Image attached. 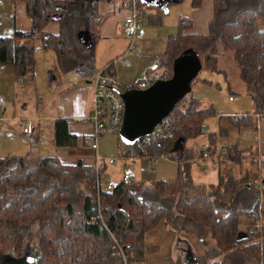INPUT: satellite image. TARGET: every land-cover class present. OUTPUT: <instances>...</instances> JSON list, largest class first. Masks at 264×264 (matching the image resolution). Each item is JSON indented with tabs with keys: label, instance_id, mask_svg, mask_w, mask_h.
Masks as SVG:
<instances>
[{
	"label": "trees",
	"instance_id": "1",
	"mask_svg": "<svg viewBox=\"0 0 264 264\" xmlns=\"http://www.w3.org/2000/svg\"><path fill=\"white\" fill-rule=\"evenodd\" d=\"M98 1L24 0L31 29L0 35V62H12L17 78L32 71L35 57L30 40L36 33L45 47L57 52L63 71L91 61L95 27L102 17ZM199 4L200 0H193L194 6ZM263 17L264 0H213L208 31L186 33L191 21L180 18L177 31L168 38L163 61L173 63L183 50L193 48L209 67L220 50L232 51L241 78L254 91L256 110L264 112V29L259 28ZM50 20L58 21L57 34L43 31ZM162 74L169 77L172 71L163 70ZM187 97L181 105L180 100ZM181 99L166 115L173 134L150 137L146 144L150 154L168 153L178 145L183 151L179 160L191 156L185 141L202 131L203 119L212 113L211 108L200 107L199 99L190 92ZM54 137L57 146L77 143V135L69 130L65 118L54 121ZM134 145L135 141L125 143L126 153ZM231 145L227 144L226 155L238 162L242 154ZM187 165L180 163L171 179L120 181L112 190L99 192L100 217L94 184L96 172L102 173L104 167L97 169L81 160L62 162L50 155L0 156V243L11 239L14 251L20 250L23 232L36 222L38 241L34 248L38 252L33 264H116L108 231L122 237L133 260H138L144 252L145 233L164 220L178 234L192 233L200 240L204 254L199 258L185 244L187 264H245L232 256L243 252L248 264H264V226L257 233L250 227H239L240 215H252L264 206L249 183L259 176L257 167L239 177L220 175L218 184H211L194 182ZM260 250L263 260L258 257ZM216 254L223 259H217ZM3 255L6 253L0 252V257Z\"/></svg>",
	"mask_w": 264,
	"mask_h": 264
},
{
	"label": "crops",
	"instance_id": "2",
	"mask_svg": "<svg viewBox=\"0 0 264 264\" xmlns=\"http://www.w3.org/2000/svg\"><path fill=\"white\" fill-rule=\"evenodd\" d=\"M129 0H99L97 3V11L102 15L101 20L96 25V40L94 44V57L91 61H84L89 66L90 74L100 70L107 63L112 62V67L115 70L116 78L119 82H125L136 75H140L145 67L150 64L156 54H161L163 57L166 52L168 38L171 34L177 31V26L180 18L187 17L191 21V26L184 30L188 33H206L208 31V23L213 14V0H200V4L193 5V0H137V5L141 11V23L144 26V33L136 37L135 42L137 48L134 51H126L129 39L122 33L120 24L124 16L128 12L126 3ZM140 2V4H139ZM10 13L13 14V28L28 31L31 29V18L27 15L24 0H10ZM165 10L160 14L161 10ZM143 11V12H142ZM45 29L50 33L57 34L59 32V23L55 20H50L45 25ZM4 32L0 29V35H10L13 31ZM34 37L40 39V47L43 45V38L37 33ZM104 41V48L107 54L103 57V48L98 50V44ZM45 50L50 47H45ZM53 49V48H52ZM53 63L51 69H48V81L51 86V92L47 95L46 92L35 88L33 75L35 74V64L32 71L20 77L15 76L12 62H0V100L3 103V109L0 111V120L4 123V128L11 126L12 120H23L24 123L28 120L31 122L30 131L24 135H31L35 132V128L39 130V134L32 138L31 143L35 146L27 153L36 155L44 154V147L54 145L57 149V156L60 161L74 163L81 160L86 164H99L95 159V155L99 154V143L97 150L87 147H78V143L83 142L85 145V137L92 130V122L88 115L93 104V86L89 78L78 77L72 73V69L63 71L58 65L57 52L53 49ZM198 53V52H197ZM36 51L34 49V57ZM198 56L201 60V68L197 75L193 78L190 95L199 99V106L202 108H211L209 116H214V124L216 129L208 138V143L199 145L201 148L208 150L209 157L194 158V148L190 149L191 156L188 159H181L183 151L178 145L171 149L165 156H160L156 164H151L149 158L143 155L130 158H124V164L129 159L135 164L138 161L140 171L154 172L161 158L168 157L180 163H187L191 178L194 182L218 184L220 175L240 176L246 174L248 170L257 167L258 174L264 181V127H261L264 121V112L256 110V100L254 99V91L249 89L246 82L241 78L239 69L230 50H220L217 54L216 62L213 66H205L204 58ZM163 70H168L167 65L162 60L160 67L156 70L162 74ZM203 72L200 74V72ZM172 71V63L170 66ZM163 75V74H162ZM225 84L227 89L228 100L235 102L239 99L241 93L249 95L253 106L249 111L239 109L235 112L223 115L217 112L214 107V100L208 99L205 95L206 91L213 90V87L221 90V83ZM197 89H200L198 91ZM186 101V99H185ZM25 108L29 103L35 104L33 114L24 116L16 112L20 104ZM217 102V101H216ZM232 116V117H231ZM65 118L68 123V128L71 132L77 135V143L75 145L57 146L54 137V121L56 118ZM83 120V121H82ZM242 120V121H238ZM86 121V122H84ZM235 126V130L233 129ZM206 130V126L202 127ZM236 131L241 133L236 136L231 143L225 142V136ZM205 132V131H204ZM201 133H203L201 131ZM249 135L251 139H245ZM227 144H234L235 151L242 154L240 161L235 162L226 155ZM86 149L87 151H83ZM26 153V154H27ZM126 153V151H122ZM105 156V155H103ZM254 158L260 159L259 164L254 163ZM99 166L104 167L102 174L108 178L119 181L123 173H129L132 181L149 183L153 180H139L138 175L123 169L119 178H116L113 173H108L106 170L107 164H113L105 159L99 161ZM137 167V164H135ZM139 171V170H138ZM176 177V176H175ZM202 177L204 179H202ZM174 177L160 178L171 179ZM197 178V179H196ZM131 181V182H132ZM251 218V215H247ZM167 221L161 220L159 223L149 229L144 236V252L140 259L132 260L133 254L129 257L133 264H187L188 260L186 252H183L185 244H189L192 248L191 241L196 240L195 235L184 231L179 234L173 229ZM240 227V225H239ZM249 227V224L248 226ZM246 227V228H247ZM241 228V227H240ZM123 239V238H122ZM200 242V240L198 239ZM200 250L193 251L197 258L204 254L201 242L199 243ZM125 243V242H124ZM201 244V245H200ZM126 245V243H125ZM114 255V254H113ZM115 256V255H114ZM195 260L192 259L191 262ZM115 263L117 264L116 257Z\"/></svg>",
	"mask_w": 264,
	"mask_h": 264
},
{
	"label": "rangeland",
	"instance_id": "3",
	"mask_svg": "<svg viewBox=\"0 0 264 264\" xmlns=\"http://www.w3.org/2000/svg\"><path fill=\"white\" fill-rule=\"evenodd\" d=\"M9 1L10 0H0V29L4 32H9L13 28L14 20H13V14L10 13V8H9ZM259 28L264 29V17L259 20ZM13 31V30H11ZM43 31H48L43 28ZM40 39L37 37H34L32 40H30V44L34 47L36 54H35V74L33 75V81L35 82V88L46 92L47 95L50 94L51 92V84L49 83L48 79V69H51V64L53 63V51L49 50L52 48H45L43 45L40 47ZM104 44H106L104 41L100 42L98 44V50L103 48L104 55L103 57L107 54L106 48H104ZM53 50V49H52ZM157 55V54H156ZM201 55V54H200ZM202 56V55H201ZM218 58V57H217ZM168 67V71H170V66L171 63H166ZM205 65V64H204ZM203 72V70L200 72V74ZM220 81V80H219ZM221 83V90L213 87V90L206 91L205 89V95L208 97V99H213L214 100V107L217 109V112H220L223 115H227L228 113L235 112L239 109L238 105L242 107V109L245 111H249L251 107L253 106V102L251 101V97L249 95H246L244 93H241L239 99L235 102H232L228 100L226 94H227V89L225 87V84L223 85ZM50 84V85H49ZM200 91V89H197ZM188 96V95H187ZM186 100L188 99L185 98ZM184 99V100H185ZM217 101V102H216ZM187 101H181V105H185ZM24 105V102L18 106L16 109V112L18 110L21 115L27 116L30 114H33L35 111V104L29 103L25 108H22L21 106ZM205 119V118H204ZM203 119V120H204ZM83 121V120H82ZM214 121V116L211 115L209 118L206 119V123H203L202 121V127L206 126V130H202L203 133H199L196 136H190L186 139L185 144L186 147H193L196 144H201L205 145L206 142L208 141L209 136L215 131L216 129L214 124L212 123ZM86 122V121H84ZM31 122L28 120L26 123H24L23 120H12L10 122L11 126L9 128H4V123L3 121L0 120V156H5L8 154L12 155H25L28 151L31 150L32 147L35 146V143H31L32 138H35L37 134H39V130L35 128V132L32 133L31 135H24L22 132L23 126L28 125ZM234 130L236 129L235 126H233ZM261 127H264V121H262ZM205 131V132H204ZM236 136L241 137V133H237L236 131L232 132L231 134H227L225 136V142L226 143H231L233 139L236 138ZM245 139H251L249 135L245 136ZM233 142V141H232ZM99 143V154L101 156H115L116 160L113 164H107L106 170L108 173H113L116 178H119L121 175L122 170L125 168L128 171L135 173V176H139V180H151V179H160V178H167L169 177H175L177 175V162L175 160H172L168 157L161 158L159 161V164L156 166L154 172H147V171H140V166L139 162L136 161L135 164H137V167L133 162L130 160H126V164H124V159L120 155L122 154V151H124V146L125 143L124 141L119 138V134L116 132H110V131H104L98 140ZM208 143V142H207ZM89 146L88 143L83 144V142L78 143V147H87ZM83 151H87L86 149H83ZM44 154L46 153L47 155L50 156H55L57 155V149L54 145H47L44 147ZM139 170V171H138ZM197 179V178H196ZM202 179H204L202 177ZM250 226L251 224V218L248 217L245 214L240 215L239 217V225L241 228H246L247 226ZM38 229V224L36 222H33L28 229H26V233L23 232V240L22 243L20 244L19 248L20 250L14 251L13 249V242L11 239L5 240L0 243V252L1 253H6V255H11V256H17L19 253L23 255V252L25 250L28 251L26 256H33V252H38L34 248L37 247V236L36 232ZM196 237V236H194ZM26 241V242H25ZM28 242V244H26ZM198 238L196 237V240H192V249L194 252L196 250H200V246L198 244ZM200 243V242H199ZM201 245V244H200ZM202 247V246H201ZM12 249V250H11ZM12 251V252H10ZM19 251V252H18ZM244 254H234L230 253L234 258L238 257L236 260L241 259L244 261L245 264H248L249 262L246 260L247 254L243 252ZM133 254V253H132ZM217 255V254H216ZM259 259L263 260V252L261 250L259 251ZM37 256V255H36ZM217 259L222 260V256L218 254L216 256ZM231 256L229 258H226V260H230ZM37 260V257H36ZM133 260V257H132ZM35 262V261H33ZM33 262H30V264H33ZM134 264V263H133Z\"/></svg>",
	"mask_w": 264,
	"mask_h": 264
},
{
	"label": "built area",
	"instance_id": "4",
	"mask_svg": "<svg viewBox=\"0 0 264 264\" xmlns=\"http://www.w3.org/2000/svg\"><path fill=\"white\" fill-rule=\"evenodd\" d=\"M128 12L121 21L120 28L122 33L129 39L126 51H134L137 48L135 39L138 35L143 34L145 29L141 23V11L137 5V0H129L126 3ZM163 60L161 54L156 55L153 61L148 64L140 75H136L125 82H119L115 75V70L112 67V62L107 63L98 71H93L90 74L88 64L81 63L72 69V73L78 77H86L90 79L93 86V104L92 109L88 115L92 122V130L85 137L86 143L95 150L98 147V140L100 135L104 131L118 133L124 111V101L122 98V92L131 88H147L154 80L163 78L162 74L157 73V69L160 67ZM185 101L184 99H181ZM3 109V103L0 100V111ZM23 131L29 132L30 126L24 125ZM173 134L172 129L169 126V119L165 116L161 119L149 134L141 136L135 141V145L127 153H122L120 157L132 158L135 156H146L149 158L151 164H156L160 156H165L167 153L162 151L158 155H152L148 152L146 144L150 137L163 136L168 137ZM194 158L209 157L208 150L201 148L197 145L194 148ZM95 159L100 164V160L105 159L108 162L116 160L115 156H101L96 154ZM260 159L254 158V163L259 164ZM99 164L96 163L98 169ZM130 183L132 177L129 173H123L119 181L112 180L102 173L96 172L95 188L97 192V206L98 215L101 217V205L99 202V192L112 190L117 186L118 182ZM250 185L258 191L260 200H264V181L260 176L253 177L250 180ZM252 220L250 228L252 232H262L264 226V206L257 208L251 215ZM104 223V222H103ZM110 238L113 242V254L116 257L117 264H132L129 260L130 253L127 250L122 237L117 236L114 232L108 231Z\"/></svg>",
	"mask_w": 264,
	"mask_h": 264
},
{
	"label": "water",
	"instance_id": "5",
	"mask_svg": "<svg viewBox=\"0 0 264 264\" xmlns=\"http://www.w3.org/2000/svg\"><path fill=\"white\" fill-rule=\"evenodd\" d=\"M200 68L197 51L186 48L174 59L169 77L158 78L147 88H131L122 92L124 111L118 134L124 143L149 134L156 123L191 91L193 78ZM27 253L25 250L21 258L3 255L0 264H29L36 260L35 252L33 256H26Z\"/></svg>",
	"mask_w": 264,
	"mask_h": 264
}]
</instances>
